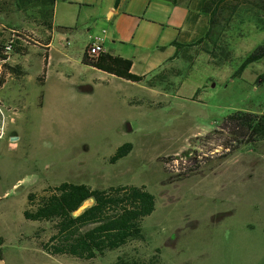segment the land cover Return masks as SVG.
Segmentation results:
<instances>
[{"label":"rangeland","instance_id":"1","mask_svg":"<svg viewBox=\"0 0 264 264\" xmlns=\"http://www.w3.org/2000/svg\"><path fill=\"white\" fill-rule=\"evenodd\" d=\"M47 8L37 0L20 6L0 0V40L21 33L45 45ZM219 19L215 43L185 47L163 70L162 82L151 86L155 90L146 80L106 81L79 62L70 69L57 40L43 84V48L21 43L19 54L8 53V63L26 74L0 86L1 264H113L119 254H155L156 264H264V139L247 143L219 128L237 110H264V80L258 79L264 58L232 76L264 42V14L242 5ZM87 24L80 28L101 29ZM83 80L92 89L82 90ZM124 142L132 150L111 163ZM62 181L93 188L144 185L155 196V209L142 222L145 240L91 260L43 251L50 224L23 217L27 195Z\"/></svg>","mask_w":264,"mask_h":264},{"label":"trees","instance_id":"2","mask_svg":"<svg viewBox=\"0 0 264 264\" xmlns=\"http://www.w3.org/2000/svg\"><path fill=\"white\" fill-rule=\"evenodd\" d=\"M34 0H17L20 3ZM48 8L43 14L42 26L50 30L53 27L52 16L55 0H37ZM120 0H115V6ZM173 3L179 0H166ZM246 5L256 8L264 14V0H205L202 11L208 15V28L203 36L192 43L181 44L179 47H191L211 40L215 43V35L220 27L222 13L228 12L231 16L237 13L240 6ZM63 27H58L61 29ZM16 38L6 42L0 40V61H3L0 72V85L5 81L7 73L19 77L24 71L17 65L11 66L8 59L7 44L12 42V49L16 53L21 52V43L35 45L26 34L14 33ZM47 36V40H48ZM47 42V41H46ZM42 54L44 57L43 74L38 77L43 83L45 66L47 63V47ZM208 54L216 58V53L211 49H205ZM264 58V42L255 46L240 62L233 72V77L242 74L245 68L253 62ZM82 62L118 77L139 82L144 75H136L130 71L131 60L109 53H101L96 58L84 53ZM264 80V72L258 76ZM221 130H228L230 134L240 137L239 141L253 143L264 139V110L261 113L237 110L228 114L219 125ZM237 137V138H238ZM132 150V143L120 144L109 161L115 163L126 156ZM87 200L92 203L77 212ZM26 208L23 217L26 220L47 222L50 224L51 233L46 240L40 242V246L46 253L71 256L81 260H91L102 257L107 251L118 249L131 241H144L142 222L155 209V196L144 185L117 184L105 188H93L85 183L62 181L43 193L31 192L27 195ZM36 234L39 230L35 231ZM156 251H159L158 249ZM158 257L153 254L148 259L117 255L113 264H156Z\"/></svg>","mask_w":264,"mask_h":264},{"label":"crops","instance_id":"3","mask_svg":"<svg viewBox=\"0 0 264 264\" xmlns=\"http://www.w3.org/2000/svg\"><path fill=\"white\" fill-rule=\"evenodd\" d=\"M204 1L201 0L200 5H193V0H179L176 3L166 0H120L115 6V0H55L53 27L43 32L49 36L45 44V70L49 64L53 42L57 40L61 45V49L58 48L61 61L70 69H74L79 62L85 70H96L103 74L106 81L120 82L123 85L137 83L82 62L87 46L98 41L106 53L130 59V71L136 75H144L145 78L139 82L146 80L149 82V89L155 90L152 87L162 82L161 77L165 73L163 70L180 57L185 49L175 42L192 43L206 32L208 15L201 9ZM89 21H92L91 25L94 27L101 26V29L89 28L90 31H85L80 28L87 26ZM57 24L63 28L55 29ZM33 46L39 47L38 44ZM8 60L9 56L7 63ZM42 61L44 63L43 55ZM2 63L0 61V72ZM23 71L24 74L19 77L26 74L24 69ZM11 77L15 76L7 73L1 85ZM86 81L80 88L92 89L89 81ZM171 84L172 88L174 85L177 87L179 81L171 79Z\"/></svg>","mask_w":264,"mask_h":264},{"label":"built area","instance_id":"4","mask_svg":"<svg viewBox=\"0 0 264 264\" xmlns=\"http://www.w3.org/2000/svg\"><path fill=\"white\" fill-rule=\"evenodd\" d=\"M12 41V40H11ZM7 52H10L12 50V42L7 44ZM104 49L98 41H94L91 44H89L86 48V54L91 58H96L99 54L104 53Z\"/></svg>","mask_w":264,"mask_h":264},{"label":"water","instance_id":"5","mask_svg":"<svg viewBox=\"0 0 264 264\" xmlns=\"http://www.w3.org/2000/svg\"><path fill=\"white\" fill-rule=\"evenodd\" d=\"M1 263H3V261H2V260H0V264H1Z\"/></svg>","mask_w":264,"mask_h":264}]
</instances>
